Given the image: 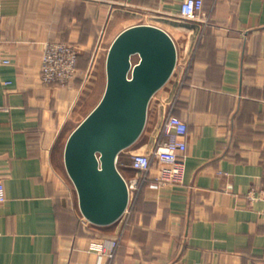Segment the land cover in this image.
<instances>
[{
	"label": "crops",
	"instance_id": "0c3cea01",
	"mask_svg": "<svg viewBox=\"0 0 264 264\" xmlns=\"http://www.w3.org/2000/svg\"><path fill=\"white\" fill-rule=\"evenodd\" d=\"M202 1L206 23L180 19L182 0H0V264H264V201L246 198L264 189V0ZM138 24L169 34L176 67L119 156L135 182L126 212L85 225L59 175L65 133L113 40ZM50 41L78 51L65 85L41 81ZM167 114L187 125L184 181L158 186L131 155L164 140Z\"/></svg>",
	"mask_w": 264,
	"mask_h": 264
},
{
	"label": "water",
	"instance_id": "95a60500",
	"mask_svg": "<svg viewBox=\"0 0 264 264\" xmlns=\"http://www.w3.org/2000/svg\"><path fill=\"white\" fill-rule=\"evenodd\" d=\"M176 62L172 38L154 25L130 26L111 43L103 94L70 132L63 150L79 211L90 224L108 226L126 212L130 192L118 159L141 136L149 102L168 82Z\"/></svg>",
	"mask_w": 264,
	"mask_h": 264
},
{
	"label": "built area",
	"instance_id": "2783aa9c",
	"mask_svg": "<svg viewBox=\"0 0 264 264\" xmlns=\"http://www.w3.org/2000/svg\"><path fill=\"white\" fill-rule=\"evenodd\" d=\"M202 0H182L179 18L185 21L207 22L202 12ZM0 7V24H1ZM1 30V26H0ZM78 51L73 44L61 41H50L43 45L40 66V78L43 84L65 85L76 75ZM10 61L1 52L0 66L8 65ZM159 140L150 154L131 155V167L140 173H148L152 168L159 172L158 186L182 184L184 181L185 160L187 150V125L177 116L167 114L162 122ZM130 198L135 189V182H127ZM246 198L251 202L264 201V189H251ZM4 201L3 188L0 186V202ZM84 219V218H83ZM85 225L90 223L83 220ZM113 247L116 246L114 242Z\"/></svg>",
	"mask_w": 264,
	"mask_h": 264
},
{
	"label": "rangeland",
	"instance_id": "374dc122",
	"mask_svg": "<svg viewBox=\"0 0 264 264\" xmlns=\"http://www.w3.org/2000/svg\"><path fill=\"white\" fill-rule=\"evenodd\" d=\"M133 61L136 62V59H134ZM95 78H94L95 80L90 79V81L87 84L86 89L83 93L80 111L78 113V116L75 118V126L94 108V106L99 102V100L103 94V91L105 88V83H106L103 63L101 66L100 74L96 75ZM75 126H73L72 128H69L66 131L65 135L68 136ZM63 166H61V170L59 172L60 173L59 175L62 178L64 177L63 181L66 183V186H69L70 188L74 189L70 179L68 178V176L65 172V168H63Z\"/></svg>",
	"mask_w": 264,
	"mask_h": 264
}]
</instances>
